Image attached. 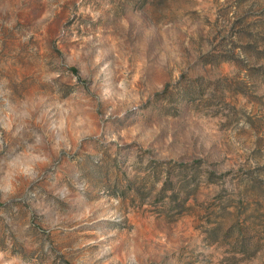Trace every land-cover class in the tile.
Segmentation results:
<instances>
[{
  "label": "rangeland",
  "instance_id": "374dc122",
  "mask_svg": "<svg viewBox=\"0 0 264 264\" xmlns=\"http://www.w3.org/2000/svg\"><path fill=\"white\" fill-rule=\"evenodd\" d=\"M0 264H264V0H0Z\"/></svg>",
  "mask_w": 264,
  "mask_h": 264
}]
</instances>
